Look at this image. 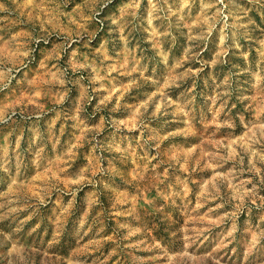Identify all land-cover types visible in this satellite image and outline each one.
Returning <instances> with one entry per match:
<instances>
[{"label":"rangeland","instance_id":"obj_1","mask_svg":"<svg viewBox=\"0 0 264 264\" xmlns=\"http://www.w3.org/2000/svg\"><path fill=\"white\" fill-rule=\"evenodd\" d=\"M0 264H264V0H0Z\"/></svg>","mask_w":264,"mask_h":264}]
</instances>
